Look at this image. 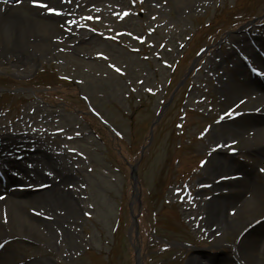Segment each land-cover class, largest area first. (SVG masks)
Returning <instances> with one entry per match:
<instances>
[{
    "label": "rangeland",
    "instance_id": "rangeland-1",
    "mask_svg": "<svg viewBox=\"0 0 264 264\" xmlns=\"http://www.w3.org/2000/svg\"><path fill=\"white\" fill-rule=\"evenodd\" d=\"M66 8L69 21L48 26L51 42L33 59L10 57L8 48L22 47L9 41L0 51V136L30 134L63 152L75 180L55 184L75 196V211L53 245L22 231L0 250V264H187L199 251L206 256L196 263L241 264L234 251L245 230L207 229L212 168L252 169L264 186V161L247 148L264 134L214 135L249 106L246 93L221 96L218 75L231 70L216 61L234 50L235 36L264 37V0H69ZM255 57L245 56L264 76ZM243 184H227L225 210L242 227L255 219L246 264H264V204L242 206L258 197Z\"/></svg>",
    "mask_w": 264,
    "mask_h": 264
},
{
    "label": "bare ground",
    "instance_id": "bare-ground-1",
    "mask_svg": "<svg viewBox=\"0 0 264 264\" xmlns=\"http://www.w3.org/2000/svg\"><path fill=\"white\" fill-rule=\"evenodd\" d=\"M42 3L61 11L59 14L49 13L38 4L31 3L30 0H15V2L14 0H0L1 52H6L5 49L8 47L6 41H9L12 45L22 47L20 51L16 52L12 48H8L9 56L13 55L17 61L27 62L37 56V52H39L37 48L41 46L40 44L46 41L51 42L50 35H46L50 31L48 28L50 24L69 21L68 14L65 13L73 12V10L70 11L66 8L69 0H42ZM248 39L253 42L258 41L251 36L234 37L235 48L228 56L218 60L219 69L226 66L228 62L230 64L236 62L242 57L244 51L250 50V46L246 42ZM260 41L262 40L260 39ZM30 46H33V49H29ZM208 64L210 66L215 64L214 56L208 60ZM237 67L234 65L232 69L235 70ZM217 80L218 91L225 100L231 98L234 101H239L241 95L246 93L249 95L247 99L249 106L239 114L227 117L214 135L232 134L234 137H242L245 133H249L248 136L250 134H254L253 136L260 133L264 134L263 82L256 80L261 86L258 88L259 94H254L255 88L252 85L254 82L249 77H246L244 83L239 86L232 84L233 82L225 76V73L219 74ZM228 86L234 87L230 93H228ZM243 115L246 117L245 121L241 120ZM251 118L255 119L251 120ZM31 137V135L24 133L3 138L0 136V167L7 176L5 179L0 175V250L4 248L7 242H11L16 235H22V231L25 230L29 235L35 233L42 239H47L49 246L53 245L55 236L60 238L64 235L66 231L64 228L69 227L67 226V222L70 220L69 216L75 211V196L70 190L58 188L55 184V181L59 179L69 180L71 184L75 180V175L68 162L62 157L63 152L49 149L48 145H45L43 149L42 145H37L36 139L35 142L31 141ZM23 142H31L27 152L23 150ZM222 146L218 145V149L222 150ZM247 148L253 150L258 161H264V137L258 143L247 145ZM14 153H22V159L12 157ZM233 167V165H227L224 162L215 163L213 168L211 167L213 172H216V179L212 186L214 196L211 199L213 201L209 203L206 211L207 229L212 235L226 232L237 226L242 230L244 229L245 239H242L239 245L235 247L234 256L241 264H246L251 257L250 250L248 251L246 248V243L250 234L255 232V226L250 227L255 224V219L250 218L242 227L238 223L240 219L229 216L225 209L229 203H233V199L230 197L233 192L232 190L227 191L226 186L234 180L242 179L244 184L240 191L248 190L251 196L258 195V197L243 200L242 206H254L258 202L264 204V186L258 183L259 176L252 169L244 168L243 175L242 172L240 173L241 169L237 171L238 173L235 170L232 172L224 171ZM23 182L31 186L27 195H24L20 188V184ZM13 185H18V187ZM260 192L263 194H258ZM232 213L235 214L236 211H232ZM47 253L49 254L51 251L41 253L39 256ZM203 256L206 255L202 251L193 253L187 264H201L194 261L202 262ZM24 264L48 263H44L40 258H33Z\"/></svg>",
    "mask_w": 264,
    "mask_h": 264
},
{
    "label": "snow or ice",
    "instance_id": "snow-or-ice-1",
    "mask_svg": "<svg viewBox=\"0 0 264 264\" xmlns=\"http://www.w3.org/2000/svg\"><path fill=\"white\" fill-rule=\"evenodd\" d=\"M30 2L33 3V4H38L40 7L45 8L49 13H57V14H59L60 11H61L58 8L48 7L47 4L42 3V0H30ZM97 19H98V17H97ZM140 39H142V37ZM98 55H102V54H98ZM117 71H119V69H117ZM253 71H255V69H253ZM149 91H150V89H149ZM205 131H207V129H205ZM203 134L204 133H201V135H203ZM203 163H204V161H201V164H203ZM262 171H264V169H262Z\"/></svg>",
    "mask_w": 264,
    "mask_h": 264
}]
</instances>
